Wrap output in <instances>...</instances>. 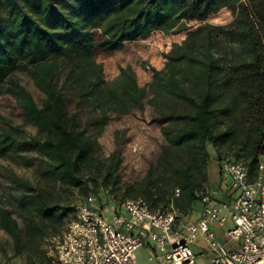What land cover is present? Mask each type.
<instances>
[{
    "label": "trees",
    "instance_id": "obj_1",
    "mask_svg": "<svg viewBox=\"0 0 264 264\" xmlns=\"http://www.w3.org/2000/svg\"><path fill=\"white\" fill-rule=\"evenodd\" d=\"M227 2L235 9L230 22L207 21ZM191 21L198 24L182 28L186 37L165 53L162 68H151L149 83H139L131 64L106 78L96 30L98 46L111 51ZM222 41L235 55L220 53ZM0 91L15 97L24 124L35 129L0 116V157L15 164L1 173L14 192L0 197V229L25 264H52L47 240L75 213L74 191L85 200L97 193L93 187L120 183L126 130L115 131L109 154L100 142L113 118L151 106L161 125L159 156L130 184L154 209L202 204L212 148L220 166L230 155L257 172L264 157V0H0Z\"/></svg>",
    "mask_w": 264,
    "mask_h": 264
},
{
    "label": "built area",
    "instance_id": "obj_2",
    "mask_svg": "<svg viewBox=\"0 0 264 264\" xmlns=\"http://www.w3.org/2000/svg\"><path fill=\"white\" fill-rule=\"evenodd\" d=\"M219 177L230 199H218L208 186L197 219L173 204L154 209L144 197L117 202L89 194L54 237L52 264H140L137 251L148 241L160 264H196L193 246L199 237L213 249L211 264H264V157L253 175L245 160L224 158ZM229 220L227 235L238 243L234 248L221 243L212 228Z\"/></svg>",
    "mask_w": 264,
    "mask_h": 264
},
{
    "label": "rangeland",
    "instance_id": "obj_3",
    "mask_svg": "<svg viewBox=\"0 0 264 264\" xmlns=\"http://www.w3.org/2000/svg\"><path fill=\"white\" fill-rule=\"evenodd\" d=\"M235 9L231 2H227L222 7L211 12L207 18V21L213 24L223 25L230 22L234 18ZM197 21L183 22L178 27L176 32L164 33L162 31L153 32L146 39H139L136 41H126L121 50L102 51L96 46L97 58L104 64V72L108 80L114 79L119 71L120 66L131 64L137 71L139 83L145 85L152 79V67L162 68L165 64V53L168 52L174 43H180L187 35L188 29H182L183 27H190L197 25ZM97 31V30H96ZM101 35L97 31L96 40H100ZM219 51L224 56L231 57L236 53L235 46L229 42L222 41L219 44ZM230 53H227V52ZM235 55V54H234ZM15 75L19 77L24 84H26L33 92L37 100H41V94L36 89L33 81L28 73L23 70H18ZM0 116H3L16 124H24V111L16 102L13 95L7 92L0 91ZM26 129L30 133H34L35 129L30 125H25ZM126 130V142L122 147V158L119 175L120 183L118 186H109L108 190L104 187H93V190H97V195L100 201H122L127 197H141L137 194L133 188L135 183L139 182L150 165L157 159L160 151L165 144V138L161 131V125L155 121V114L151 106H147L145 110H134L132 113L121 116L119 118H113L106 126L104 132L100 136V142L103 147V152L109 154L116 148L115 143V131ZM213 152V158L208 168L209 181L208 186L212 187L216 192L218 199H223L226 194L224 184L219 182L220 164ZM231 157L225 156V158ZM7 165H15L11 157H0V197L6 198V195L13 193L14 189L10 186L9 180L1 173L5 172ZM17 172L25 177H31L33 175L32 168H26L24 166H15ZM131 184V185H130ZM130 185V186H129ZM92 192V191H91ZM86 193L74 191L72 198L73 204L77 206L84 201ZM175 207V206H174ZM176 208V207H175ZM201 202L197 201L187 208V210H178L183 215H189L191 218L198 217L201 212ZM71 217V216H69ZM231 225V221H228L224 226L217 223L212 224V228L215 233L226 237V244L229 246L234 243L227 235V228ZM52 239L47 240V247L49 252L55 250L54 244L56 243L55 236ZM220 237V236H219ZM202 240L199 239L197 244L193 246L196 253V264H211L209 247H202ZM205 241V240H204ZM202 251L206 253L202 254ZM151 251L147 247L140 249V255H138V261L140 264H155L149 259ZM11 264H25V258L22 254H14L9 236L0 229V264L6 262ZM44 264H47L44 262Z\"/></svg>",
    "mask_w": 264,
    "mask_h": 264
},
{
    "label": "crops",
    "instance_id": "obj_4",
    "mask_svg": "<svg viewBox=\"0 0 264 264\" xmlns=\"http://www.w3.org/2000/svg\"><path fill=\"white\" fill-rule=\"evenodd\" d=\"M122 49V48H121ZM121 49H115V51H117V50H121ZM224 200H229L230 199V197L227 195V193L226 194H224V198H223ZM202 205V204H201ZM202 209V208H201ZM200 216V213L198 214V217ZM198 217H196V218H194V219H197ZM229 221H231V220H229ZM214 224V223H213ZM218 224V223H217ZM224 226V225H223ZM230 226V225H229ZM228 226V227H229ZM228 229V228H227ZM226 232H227V230H226ZM216 235H217V239L221 242V243H223L224 245H226L227 247H229V248H234V247H236L237 245H238V243H236V242H234V243H232L231 245H227L226 244V241H227V239H226V237H221V235H219V234H217L216 233ZM220 236V237H219ZM199 239H203L202 240V247H209L210 248V250H209V253L208 254H210V260H211V256H212V254H213V249L211 248V246H210V243H209V241L206 239V238H204V237H199L198 239H197V241L199 240ZM205 240V241H204ZM197 241H196V243H195V245L197 244ZM194 245V246H195ZM144 247H147L148 249H150V251H151V253H150V255H149V259L150 260H152L155 264H160V262H159V260L156 258V256H155V254H156V250H155V247H154V244L151 242V241H148L145 245H143L142 247H140L139 249H138V251H137V257H138V255H140V249L141 248H144ZM202 254H204V253H206V251H202L201 252Z\"/></svg>",
    "mask_w": 264,
    "mask_h": 264
}]
</instances>
